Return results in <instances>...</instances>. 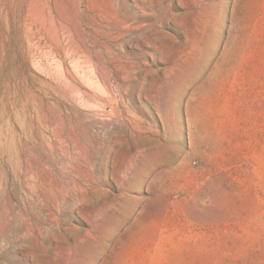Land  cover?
<instances>
[{
    "label": "rangeland",
    "instance_id": "374dc122",
    "mask_svg": "<svg viewBox=\"0 0 264 264\" xmlns=\"http://www.w3.org/2000/svg\"><path fill=\"white\" fill-rule=\"evenodd\" d=\"M261 43L264 0H0V264H264Z\"/></svg>",
    "mask_w": 264,
    "mask_h": 264
},
{
    "label": "crops",
    "instance_id": "0c3cea01",
    "mask_svg": "<svg viewBox=\"0 0 264 264\" xmlns=\"http://www.w3.org/2000/svg\"><path fill=\"white\" fill-rule=\"evenodd\" d=\"M259 47V50L261 51V52H263L264 53V43H261V44H259L258 45ZM261 60V62H260V67H259V71L255 74V75H258V77H259V79H260V82L262 83V82H264V55H263V59H260ZM168 103H169V116H170V123H168V124H170V128H171V130H172V89H171V91L169 92V99H168ZM167 129H168V127L166 128V132H167ZM167 136V135H166ZM167 137H169V136H167ZM170 137H172V135L170 136Z\"/></svg>",
    "mask_w": 264,
    "mask_h": 264
}]
</instances>
